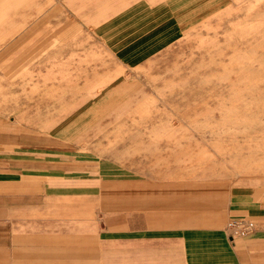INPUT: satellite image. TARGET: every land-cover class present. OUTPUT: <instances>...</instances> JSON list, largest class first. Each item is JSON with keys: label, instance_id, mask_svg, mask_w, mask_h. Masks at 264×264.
<instances>
[{"label": "rangeland", "instance_id": "374dc122", "mask_svg": "<svg viewBox=\"0 0 264 264\" xmlns=\"http://www.w3.org/2000/svg\"><path fill=\"white\" fill-rule=\"evenodd\" d=\"M149 1L176 34L132 67L66 8L13 9L0 25L1 174L22 161L29 193L43 185L64 207L75 193L83 206L100 161L220 195L264 180V0Z\"/></svg>", "mask_w": 264, "mask_h": 264}, {"label": "crops", "instance_id": "0c3cea01", "mask_svg": "<svg viewBox=\"0 0 264 264\" xmlns=\"http://www.w3.org/2000/svg\"><path fill=\"white\" fill-rule=\"evenodd\" d=\"M29 7L37 17L62 7L86 28L94 23L130 67L176 34L149 0H0V25L10 26L16 8L26 18ZM108 163L84 177L82 207L76 193L62 195L66 207L43 185L29 193L26 164L9 163L0 173V264H264V180L220 195L213 183L205 191L178 176L108 174ZM242 217L255 231L232 238L226 225Z\"/></svg>", "mask_w": 264, "mask_h": 264}, {"label": "built area", "instance_id": "2783aa9c", "mask_svg": "<svg viewBox=\"0 0 264 264\" xmlns=\"http://www.w3.org/2000/svg\"><path fill=\"white\" fill-rule=\"evenodd\" d=\"M256 222L251 218H232L226 225V232L234 237H245L252 234L255 231Z\"/></svg>", "mask_w": 264, "mask_h": 264}]
</instances>
